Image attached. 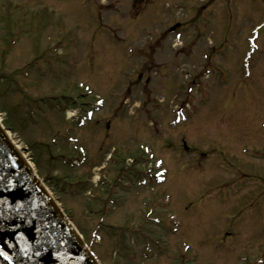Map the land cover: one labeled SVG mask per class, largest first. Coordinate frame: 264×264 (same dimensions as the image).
I'll use <instances>...</instances> for the list:
<instances>
[{
  "label": "rangeland",
  "instance_id": "rangeland-1",
  "mask_svg": "<svg viewBox=\"0 0 264 264\" xmlns=\"http://www.w3.org/2000/svg\"><path fill=\"white\" fill-rule=\"evenodd\" d=\"M0 124L100 264H264V0H0Z\"/></svg>",
  "mask_w": 264,
  "mask_h": 264
},
{
  "label": "water",
  "instance_id": "water-1",
  "mask_svg": "<svg viewBox=\"0 0 264 264\" xmlns=\"http://www.w3.org/2000/svg\"><path fill=\"white\" fill-rule=\"evenodd\" d=\"M12 145L0 127V264H97Z\"/></svg>",
  "mask_w": 264,
  "mask_h": 264
},
{
  "label": "bare ground",
  "instance_id": "bare-ground-1",
  "mask_svg": "<svg viewBox=\"0 0 264 264\" xmlns=\"http://www.w3.org/2000/svg\"><path fill=\"white\" fill-rule=\"evenodd\" d=\"M68 115H69L68 117H70V116L72 115V113H71L70 111H68ZM6 135H7L8 138L10 139V137H9V136H10L9 132H6ZM14 146H15L16 149H18V145H14ZM26 163H27V162H26ZM27 165H28V166H29V165L31 166V164H28V163H27Z\"/></svg>",
  "mask_w": 264,
  "mask_h": 264
}]
</instances>
